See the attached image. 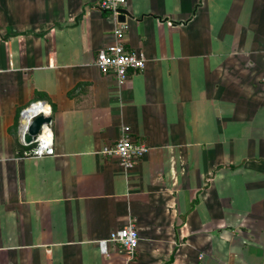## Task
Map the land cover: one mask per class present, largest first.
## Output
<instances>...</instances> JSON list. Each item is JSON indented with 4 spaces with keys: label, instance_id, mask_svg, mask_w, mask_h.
<instances>
[{
    "label": "crops",
    "instance_id": "obj_1",
    "mask_svg": "<svg viewBox=\"0 0 264 264\" xmlns=\"http://www.w3.org/2000/svg\"><path fill=\"white\" fill-rule=\"evenodd\" d=\"M100 3L0 0V264H264V0H127L125 82ZM38 102L53 156L23 138ZM126 127L129 170L104 153ZM130 222L133 256L101 247Z\"/></svg>",
    "mask_w": 264,
    "mask_h": 264
},
{
    "label": "built area",
    "instance_id": "obj_2",
    "mask_svg": "<svg viewBox=\"0 0 264 264\" xmlns=\"http://www.w3.org/2000/svg\"><path fill=\"white\" fill-rule=\"evenodd\" d=\"M127 0H101L100 6L103 10L110 12L115 18L126 8ZM125 22H119L114 30L115 42L102 49L96 56L95 63L103 73L114 74L118 80L125 82L130 78L131 71L142 70L146 66V58L137 51L128 48L126 43ZM39 115H50V110L44 102L31 104L21 111L23 119V138L32 120ZM33 148L28 155L34 157L53 156L56 154L54 144V133L51 123H44L39 133L32 142ZM149 146L137 142L131 136L130 127L124 129L123 136L113 145L104 149L106 155H115L120 158L121 165L129 170L135 167L138 161L147 153ZM140 241V234L136 222L115 230L107 240L100 242L101 247L107 243H113L132 256L136 253ZM106 251L105 248H102Z\"/></svg>",
    "mask_w": 264,
    "mask_h": 264
},
{
    "label": "water",
    "instance_id": "obj_3",
    "mask_svg": "<svg viewBox=\"0 0 264 264\" xmlns=\"http://www.w3.org/2000/svg\"><path fill=\"white\" fill-rule=\"evenodd\" d=\"M130 15L129 11L124 8L121 10V14L118 16L120 22H125L127 16ZM52 117H46L44 115H39L35 117L30 123L28 130L25 134V141L28 144H31L35 139L36 135L39 133L41 126L46 122H51Z\"/></svg>",
    "mask_w": 264,
    "mask_h": 264
}]
</instances>
